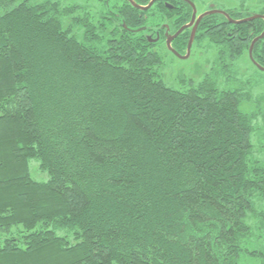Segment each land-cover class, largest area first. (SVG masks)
Here are the masks:
<instances>
[{
	"label": "trees",
	"instance_id": "trees-1",
	"mask_svg": "<svg viewBox=\"0 0 264 264\" xmlns=\"http://www.w3.org/2000/svg\"><path fill=\"white\" fill-rule=\"evenodd\" d=\"M15 1L0 0V264H264V106L251 93L264 73L236 77L264 20L204 17L194 42L216 63L182 90L164 82L162 46L131 31L158 22L153 7L102 1L114 18ZM175 40L186 54L187 32ZM252 48L264 64V38Z\"/></svg>",
	"mask_w": 264,
	"mask_h": 264
},
{
	"label": "flooded vegetation",
	"instance_id": "flooded-vegetation-1",
	"mask_svg": "<svg viewBox=\"0 0 264 264\" xmlns=\"http://www.w3.org/2000/svg\"><path fill=\"white\" fill-rule=\"evenodd\" d=\"M102 1H104V0H75V4L77 6H81V7L85 8L86 10H88L90 12L91 11L97 12L98 15L101 17L102 16H107V17H113L114 16V18H115L117 13L114 11V9L112 10L109 8V6H110L109 3H107L106 5L103 6ZM113 1H114V4L116 3L115 7L124 8L126 6L124 3V0H113ZM131 1L134 2L135 5L146 6L151 0H148L147 3H142V4L138 3L136 0H127V2L132 7L137 8V7L132 5ZM159 6L165 7V11L160 9ZM152 7L154 8V10L152 12H154V15H155L154 17L158 20V22L155 25H148V26L147 25H145V26L140 25L137 28L131 29V31L138 29V30L145 32V37H146L147 41H149L150 43H158L162 47L164 46L165 49L168 50V52H172L174 55H175V53L168 49L167 38H171L170 47H172V44L176 41L175 39L177 37H180L182 33L184 35V33L187 32L188 39H189L190 35L192 34V32L194 30L193 42H192V45H193L194 41H195L194 37L198 31V25L206 16L213 17L212 19L211 18L209 19L208 25L209 26L218 25V29L223 28L222 26L227 21L230 24H237V23L230 22V20L238 21V20H242V19H249V17H253V16H258V17H255L254 19H260L261 18L264 20V0H155L149 6V8H152ZM105 8H107L108 10L106 11ZM137 9L140 11H145V10H142L140 8H137ZM161 10L163 11V13L166 12L169 15L172 14L170 16V19L166 20V18H165V19L161 20V18L159 17ZM182 10H183V13H188V11H189V19L177 27L176 26L177 23H180L179 21L182 19V17H181V11ZM230 10L232 11V13H237V12L242 13L241 14L242 16L235 18L232 15H230V12H231ZM193 12H195L194 18L192 17ZM134 15L137 16V18H140L141 13H139V11H138V12L134 13ZM164 15H166V14H164ZM200 15H202L203 17L196 23V21L200 17ZM254 19H249L248 21L242 22V23H247V22L254 20ZM188 24H191V25L186 26ZM195 24H196V26L194 27L195 28L194 29L193 26ZM117 26H118V24L116 23V27ZM183 26H186V27H184L182 29ZM180 29H182L180 31V33L177 34L176 36H173ZM260 34H257L254 38L258 37ZM263 38H261V39H263ZM208 42H209V47L213 50L212 51L213 55H212V59H211V66L209 68V70H210L212 68V66L216 63V61H215L216 60V58H215L216 50H215L214 45L210 41H208ZM252 50H253V48H252ZM180 55L183 56L184 54H180ZM251 56H252V52H251ZM176 57H178V56L176 55ZM260 58H261V56L259 55V59ZM248 59H250V61ZM248 59H246V58L243 59L247 63L248 70L250 72L252 71L254 74H256L258 76H263L264 74L262 75L260 73H264V69L262 70V69H260V67H264V64H262V65L258 64V62L255 59H253V57L250 58L249 54H248Z\"/></svg>",
	"mask_w": 264,
	"mask_h": 264
},
{
	"label": "rangeland",
	"instance_id": "rangeland-1",
	"mask_svg": "<svg viewBox=\"0 0 264 264\" xmlns=\"http://www.w3.org/2000/svg\"><path fill=\"white\" fill-rule=\"evenodd\" d=\"M19 1L22 0H16L15 2H19ZM59 1L63 5L75 3V0H59ZM212 51L213 50L209 47V42L207 39L203 41L194 42V44L190 48V54L183 59H180L176 57V55L171 54L163 46L161 50L163 55V65L161 66V74L164 79V82L172 88L174 87L176 89L184 90V88L188 87L186 83L188 82V80H193L194 82L200 80L206 74V71H208L211 66V59L213 55ZM238 71L239 73L236 74V77L238 76L239 78H241V80L243 77L248 78V76L244 74L246 71H249L245 60L241 62L240 65L238 66ZM255 77L258 78V80H261L262 76H255ZM251 93L257 96L259 95L260 96L259 101L264 106V80L261 83V85H259L256 88H253ZM245 109H248V107ZM262 124L264 127V113H263ZM252 138H253L252 139L253 144L255 146L258 143V140L257 138L254 137ZM29 170L31 177L36 181L42 182L47 180L49 177L46 170L40 169L38 159L31 158V160L29 161ZM11 229L14 232L18 231V227L16 226H12ZM7 236H9L7 233L0 232V240H2L4 237Z\"/></svg>",
	"mask_w": 264,
	"mask_h": 264
},
{
	"label": "water",
	"instance_id": "water-1",
	"mask_svg": "<svg viewBox=\"0 0 264 264\" xmlns=\"http://www.w3.org/2000/svg\"><path fill=\"white\" fill-rule=\"evenodd\" d=\"M155 0H151L146 6H139V5H135L134 4V2H132L131 1V3H132V5L133 6H135V7H137V8H140V9H142V10H147V8H149V6L154 2ZM194 14H195V12H193V14H192V17L194 18ZM203 16L202 15H200V17L197 19V21H196V23L202 18ZM255 17H258V16H253V17H249V19H254ZM249 19H242V20H238V21H233V20H230V22H233V23H242V22H246V21H248ZM193 21V20H192ZM191 24H188V25H186V26H190ZM186 26H183L182 27V29L184 28V27H186ZM196 26V24L193 26V28ZM182 29H180L175 35H173V36H176L177 34H179L180 33V31L182 30ZM195 29V28H194ZM193 34H194V30H193V32H192V34L190 35V37H189V41H188V44H187V47H186V54H184L183 56H181L177 51H175L172 47H170V43H171V38H167V46H168V49L170 50V51H173L174 53H175V55H177L179 58H181V59H183V58H185V57H187L189 54H190V48H191V45H192V42H193ZM264 37V30L261 32V34L258 36V37H256V38H254L251 42H250V46H249V56H250V58L252 57L251 56V52H252V46H253V44L256 42V41H258V40H261V38H263ZM260 69H264V67H260Z\"/></svg>",
	"mask_w": 264,
	"mask_h": 264
}]
</instances>
